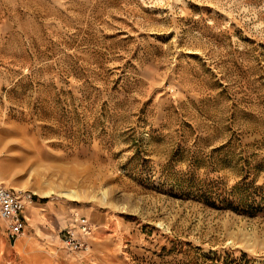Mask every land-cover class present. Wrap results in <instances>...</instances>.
<instances>
[{
    "label": "rangeland",
    "instance_id": "374dc122",
    "mask_svg": "<svg viewBox=\"0 0 264 264\" xmlns=\"http://www.w3.org/2000/svg\"><path fill=\"white\" fill-rule=\"evenodd\" d=\"M0 176V264H264V0H0Z\"/></svg>",
    "mask_w": 264,
    "mask_h": 264
},
{
    "label": "built area",
    "instance_id": "2783aa9c",
    "mask_svg": "<svg viewBox=\"0 0 264 264\" xmlns=\"http://www.w3.org/2000/svg\"><path fill=\"white\" fill-rule=\"evenodd\" d=\"M34 193L8 186L0 176V221L9 237L16 239L26 233L29 217L27 209L34 203ZM92 227L87 218H80L78 225L66 229L64 241L70 250H89L88 235Z\"/></svg>",
    "mask_w": 264,
    "mask_h": 264
},
{
    "label": "bare ground",
    "instance_id": "6f19581e",
    "mask_svg": "<svg viewBox=\"0 0 264 264\" xmlns=\"http://www.w3.org/2000/svg\"><path fill=\"white\" fill-rule=\"evenodd\" d=\"M72 193V195H74V193L73 192H71Z\"/></svg>",
    "mask_w": 264,
    "mask_h": 264
}]
</instances>
